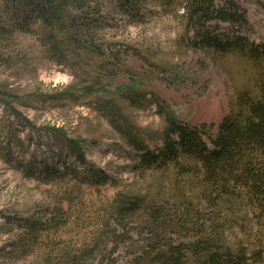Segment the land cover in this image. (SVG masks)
Returning <instances> with one entry per match:
<instances>
[{"label":"rangeland","instance_id":"1","mask_svg":"<svg viewBox=\"0 0 264 264\" xmlns=\"http://www.w3.org/2000/svg\"><path fill=\"white\" fill-rule=\"evenodd\" d=\"M224 2L237 8L242 21H210L198 32L187 26L180 3L164 9L162 0H143L146 18L135 24L116 11L114 2L104 0L103 10L112 19L101 31L109 44L103 54H92L94 61L105 64L96 69L78 71L57 64L33 34L15 35L8 48L13 65L0 63V90L19 96L12 102L19 115L0 102V264H42L37 249L22 252L14 247L21 230L16 217H32L38 206H52L71 192L76 196L73 205L64 201L62 206L75 219L62 236L73 243L110 240L104 234L116 223L97 215L136 174L135 152L102 114L105 97L121 99L138 126L157 131L164 129V121L155 98L186 125L214 124V131L237 111V94L257 74L252 59L264 55V0L215 1L218 7ZM203 36L228 46L214 48ZM89 82L105 86L107 92L81 93ZM134 85L146 92L139 107L117 95ZM48 128L80 138L86 163L74 159L64 137ZM130 233L139 239L135 231ZM124 239L109 241L93 264H135L140 251L129 249Z\"/></svg>","mask_w":264,"mask_h":264},{"label":"trees","instance_id":"2","mask_svg":"<svg viewBox=\"0 0 264 264\" xmlns=\"http://www.w3.org/2000/svg\"><path fill=\"white\" fill-rule=\"evenodd\" d=\"M111 1L130 23L144 22L143 0ZM215 1L162 0L161 7L175 8L180 3L187 26L198 32L210 21H242L237 8L227 2L218 7ZM103 3L104 0H0V63L13 65L8 48L17 33H29L57 64L78 71L104 67L103 61L92 57L103 54V46L109 44L101 31L112 18L104 12ZM203 39L214 48L228 46L211 36ZM252 64L257 69L253 83L239 91L237 111L226 117L216 131L214 124L186 125L156 98L164 129L140 127L124 110L121 99H103L102 114L135 152L131 157L136 177L110 197L102 215L97 216L104 222L116 223L104 234L107 240L117 244L125 237L129 249L140 251L134 257L135 264L263 261L264 55L255 56ZM84 91L106 93L107 89L89 82L80 92ZM117 95L131 107L141 106L146 99L145 90L137 85ZM18 99L16 94L0 90V102L7 110L16 112L12 102ZM48 129L64 137L74 159L86 163L80 138L67 137L62 128ZM151 142H160L161 146L152 147ZM75 198L72 192L64 194L52 206H38L32 217H16L21 230L14 247L22 252L37 249L42 264H93L109 241L98 238L73 243L62 236L75 219L70 213ZM64 201L70 208L62 206ZM131 231L139 239H134Z\"/></svg>","mask_w":264,"mask_h":264},{"label":"bare ground","instance_id":"3","mask_svg":"<svg viewBox=\"0 0 264 264\" xmlns=\"http://www.w3.org/2000/svg\"><path fill=\"white\" fill-rule=\"evenodd\" d=\"M219 85H221L222 84V81L218 78V77H215V79H214ZM216 83V84H217ZM215 84V85H216ZM217 88V87H216ZM213 91H214V89H213ZM216 91V90H215ZM203 105H206V104H203ZM207 108V107H206Z\"/></svg>","mask_w":264,"mask_h":264}]
</instances>
